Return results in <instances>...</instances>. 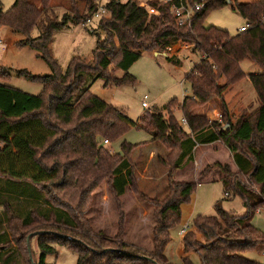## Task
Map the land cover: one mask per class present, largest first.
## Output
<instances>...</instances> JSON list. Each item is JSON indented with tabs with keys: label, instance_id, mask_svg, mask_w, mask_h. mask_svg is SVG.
Segmentation results:
<instances>
[{
	"label": "trees",
	"instance_id": "16d2710c",
	"mask_svg": "<svg viewBox=\"0 0 264 264\" xmlns=\"http://www.w3.org/2000/svg\"><path fill=\"white\" fill-rule=\"evenodd\" d=\"M79 1L69 0V13L61 22L57 21L50 0H39L37 5L30 0H15L7 12L0 11L1 25L28 38L15 45L37 51L51 71L45 76L16 72L41 84L42 91L35 96L0 83V181L29 186L49 210L47 214L32 210L22 218L9 203L2 206L9 241L0 237V264H16L12 251L15 248L24 264H32L34 256L31 248L28 252L27 241L30 247L34 238L39 254L34 264H46V256L55 254L52 244L75 252L76 264H172L164 255L171 241L170 231L179 226L180 207L189 203L196 186L174 183L172 179L185 161H192L196 146L218 141L228 149L237 172L232 174L227 165L214 166L222 175L225 194L239 196L245 214L225 212L216 203L215 216L193 218L191 227L202 241L193 234L182 238V264H192L189 253L196 254L200 264H258L247 260L244 254L264 246V234L251 224L259 208H264V27L260 24L264 0H182L189 5L204 3L203 9L183 26L177 25L168 5L108 0L104 6L107 17L97 23L103 37L92 32L97 38L92 61L73 57L61 70L48 50L54 34L83 24L98 11V0H83V9L79 8ZM227 5L243 18L245 32L230 36L226 31L204 27L209 12ZM34 28L39 34L29 39ZM179 41L193 44L194 53L201 58L185 76L191 97L172 99L162 109L145 112L138 122H133L125 112L93 95L91 84L86 85V76L91 75L103 82V88L134 83L128 72L143 53L164 52ZM244 60L263 71L248 76L259 107L230 124L224 94L246 78L240 68ZM114 61L116 70L123 74L120 78L110 76ZM8 78L0 68V80ZM213 99L220 102L221 117L229 124L227 133L225 127L209 123L205 116L194 112ZM175 111L186 121V131L177 122ZM131 128L147 132L151 142L160 144L167 153L162 164L169 168L166 177L173 197L165 199L158 211L150 252L123 243L122 221L111 238L101 232L93 233L86 219L93 193L101 182H106L116 199L127 187L133 188L130 156L140 145L123 143L122 154L111 153L103 145V141L110 144L122 138ZM50 158L67 161L60 165L55 160L48 167L45 160ZM31 228L34 231L25 234ZM22 252L28 259L23 258Z\"/></svg>",
	"mask_w": 264,
	"mask_h": 264
},
{
	"label": "rangeland",
	"instance_id": "374dc122",
	"mask_svg": "<svg viewBox=\"0 0 264 264\" xmlns=\"http://www.w3.org/2000/svg\"><path fill=\"white\" fill-rule=\"evenodd\" d=\"M107 1L98 0V12L104 8ZM119 1L121 3L127 2V0ZM134 1L137 4L151 1L161 6L164 5L157 0ZM236 1L238 3H255L263 0ZM14 2L15 0H0V11L2 13L7 12ZM30 2L36 5L39 4V0H30ZM50 4L55 7L54 13L57 21L61 22L63 16L69 13L67 12L70 7L69 0H50ZM78 6L81 9L84 8L83 0L78 2ZM104 17H107V15L105 14ZM98 21V19H92L91 24L86 28H83L81 25L70 26V28L54 34L48 50L50 56L57 62L61 70H65L73 57H78L85 60V62L92 61V51L97 42V38L92 32L95 31L98 36L103 37L102 32L97 30ZM203 23L206 28H217L226 31L230 36L238 34L239 28L246 25L238 12L232 10L229 5L209 12ZM38 34V29L34 28L29 35V39H35ZM27 39L22 34L13 33L10 29L0 24V40L4 44V48L0 52V68L4 69L9 76L6 81L0 80V83L35 96L41 93V84L18 76L16 72L27 71L33 76H45L49 75L51 71L37 51L29 47L19 48L15 45L17 42L26 41ZM193 50V44L179 41L167 47L164 52H159L158 50L145 52L132 65L128 72L134 78V83L125 84L120 87L111 86L109 88H103V82L94 80V76L91 75L86 76V85L91 84L90 92L93 95L113 106L115 109L125 112L127 117L133 122H138L145 112H150L154 108L162 109L172 99L182 101L185 97H191L190 86L185 81V76L190 73L194 65L201 59L200 55L198 56ZM155 53L161 56H155ZM116 61L109 68L110 76L120 78L123 74L116 70ZM240 68L246 75V78L230 86L224 94L230 124H233L238 117L249 115L259 107L248 76L262 73L263 71L259 66L249 60L241 62ZM220 83H224V81L221 80ZM145 96L147 97L146 100L143 99ZM142 102L146 103V108L141 107ZM194 112L205 116L209 123H215L218 127L228 128L229 124L221 117L220 102L217 99H213L207 104L196 108ZM174 115L179 125H181V119H183L181 114L175 111ZM181 127L186 131L187 123L186 127L182 125ZM150 141L151 136L147 132L131 128L122 138L108 144L109 146L103 143L114 154H122L121 146L123 143L140 145L130 156L134 185L132 189L127 187L123 195L116 199L106 182H101L93 193V200L86 216L93 233L97 234L101 232L111 238L116 235L118 224L122 221L123 236L121 239L123 243L147 252L153 249L152 231L156 224L158 211L165 204V199L169 200L173 197L172 189L169 188L170 183L166 177L169 168L162 164L165 156L164 158H159L161 156H158L153 160L154 162L152 164L145 165L144 152L148 153V150L141 146L146 145ZM156 144L163 154L166 153V150L160 144ZM209 147L215 153L206 147H199L200 149L196 153L195 163L193 159L187 162L189 164L185 166V170L182 169L185 173L183 175L179 174L175 179L176 181L173 177L172 181L174 183H193L195 172H198L205 163L215 161L216 164L229 166L232 174L237 172L236 167L232 164L230 153L222 141L215 142ZM55 160L60 165L67 161L63 158H57ZM55 160L52 158L47 159L45 160V164L50 167ZM229 162H231L232 166L229 165ZM214 165L215 163L206 165L199 171L198 177L200 181L201 174H204L203 180L210 170H218ZM192 166H194V170H192ZM182 170H178L177 173H180ZM163 174H165L164 177H162ZM220 174L218 172L219 177ZM151 175L157 179V182H154L156 184L152 187L146 185L148 182L145 183L147 181L146 177H150ZM216 179H213L212 182L195 186L194 192L197 193V203L193 218L196 216H215L216 211L214 206L216 203H219L225 212H232L236 216H243L245 214V208L242 205L240 197L232 196L231 193H228L229 197H226L221 182L218 178ZM7 183L0 181V237L2 240L9 241V234H7L5 228L6 217L2 210L4 204L9 203L15 213L22 218L27 217L32 210H40L46 214L49 210L44 204L42 197L35 194V191L29 186L24 184L11 185V183ZM153 200H157V202H153ZM259 210L261 212L255 213L251 224L256 230L264 234V208L260 207ZM191 221L188 224L189 231L186 235L193 234L196 240L202 241L196 229L191 227ZM41 223L42 221H39V224ZM181 228L177 226L170 231V238L173 243H177L181 239L182 236L179 235ZM32 231H34L32 228L26 230L25 234L32 233ZM35 231L38 230L35 229ZM36 241L37 238H34L30 244L34 256L33 263H36L39 256ZM52 247L55 250V254L46 256V264H76L77 255L75 252L56 244H52ZM175 247L173 245L174 249ZM12 251L14 252L13 259L15 263L24 264L17 249L15 248ZM244 257L249 261L264 264V246L245 252ZM23 258L28 259L26 253H23ZM194 259L193 264H200L196 256H194ZM179 263L182 262L179 261Z\"/></svg>",
	"mask_w": 264,
	"mask_h": 264
},
{
	"label": "crops",
	"instance_id": "0c3cea01",
	"mask_svg": "<svg viewBox=\"0 0 264 264\" xmlns=\"http://www.w3.org/2000/svg\"><path fill=\"white\" fill-rule=\"evenodd\" d=\"M155 56H161V55H159L158 53H155L154 54ZM214 143H212V144H208V145H200V146H198V147H196L195 149H194V151H193V155H192V157H193V160H194V163H195V160H196V153H197V151L200 149V148H202V147H206V148H208L211 152H213V153H215L214 151H212L211 149H210V147L209 146H211V145H213ZM109 146V145H108ZM141 147H145L147 150H148V153L146 152H144V161H145V165L147 166L148 164L150 165V164H152V162H154L153 160L156 158V157H158V156H161V157H159V158H164V156H166V153H162L161 151H160V149L157 147V144L156 143H154V142H149V143H147L146 145H143V146H141ZM200 147V148H199ZM146 151V150H145ZM230 158H231V155H230ZM231 160H232V158H231ZM193 163V162H192ZM213 163H215L216 164V161L215 162H211V163H205V165H203V167H205L206 165H212ZM187 164H189V163H187L186 161L184 162V164H183V166L179 169V170H185V166H187ZM191 164V163H190ZM232 164H233V166H235L234 165V163H233V160H232ZM229 165L230 166H232L231 165V162H229ZM203 167L200 169V170H202L203 169ZM192 170H194V166H192ZM181 171L180 173H175V175H174V180L176 179V177L179 175V174H184L185 172L184 171ZM199 170V171H200ZM199 171L198 172H195V171H193V172H195V175H194V177H193V183H196V185H203L204 183H206V182H212L213 181V179H216V178H218L219 179V181H220V179H221V177H222V175L220 174V177H219V175H218V172H219V170H216V169H212V170H210L209 171V173H208V175L202 180V178H203V175L204 174H201V181L199 180V177H198V173H199ZM216 173H217V175H216ZM166 174V173H165ZM165 174H163V176L162 177H164L165 176ZM192 176V175H191ZM145 177V176H144ZM207 179V180H206ZM146 182L145 183H147L148 182V184H146L147 186H153L154 184H156V183H154V182H157L156 180V178L155 177H152V175L150 176V177H146ZM153 180V181H152ZM217 180V179H216ZM176 181V180H175ZM178 182V181H177ZM196 203H197V193L196 192H194L192 195H191V198H190V201H189V203L188 204H183V205H181V207H180V210H181V221H180V224H179V227H182L183 225H188L189 224V222L193 219V215H194V213H195V209H196ZM259 212H261L260 210H259ZM182 238L183 237H181V239L176 243V242H174L173 243V241H172V239H171V241H170V243L167 245V247H166V249H165V252H164V255H165V257H166V259L170 262V263H172V264H182V263H179V261L180 262H182V258L184 257V251H183V244H182ZM173 245H175L176 247H175V249L173 248ZM189 259H190V261L192 262V264H193V262L195 261V259H194V256H196V258L198 259V256L196 255V254H194V253H189ZM199 260V259H198Z\"/></svg>",
	"mask_w": 264,
	"mask_h": 264
},
{
	"label": "built area",
	"instance_id": "2783aa9c",
	"mask_svg": "<svg viewBox=\"0 0 264 264\" xmlns=\"http://www.w3.org/2000/svg\"><path fill=\"white\" fill-rule=\"evenodd\" d=\"M157 1H160L163 4L169 6V12L172 15V17L174 18L177 25H179V26H183V25L190 23V21L192 20L194 15L197 12H199L200 10H202L204 7V3L202 1H200L199 3H195L193 5H189L188 3L183 2L182 0H157ZM105 14H106V11L104 8H102V9H100L99 12L98 11L95 12L92 15V17L87 19L83 24H81V26L83 28H86L88 25L91 24L92 19H98L99 20ZM260 24L262 27H264V15L261 17ZM246 30H247V26L245 25V26L239 28V33L245 32ZM3 48H4V44L0 40V52L2 51ZM143 99L146 100L147 97L145 96ZM141 107L146 108L147 107L146 103L142 102ZM181 122H182L181 125L186 127V121L184 119H181ZM103 143L105 145L109 144L107 141H103ZM225 196L229 197L228 194H225ZM257 213H259V210L257 211ZM188 231H189L188 225H183L179 231V235L184 237Z\"/></svg>",
	"mask_w": 264,
	"mask_h": 264
},
{
	"label": "water",
	"instance_id": "95a60500",
	"mask_svg": "<svg viewBox=\"0 0 264 264\" xmlns=\"http://www.w3.org/2000/svg\"><path fill=\"white\" fill-rule=\"evenodd\" d=\"M228 132V128H225L224 129V133H227ZM40 234V233H39ZM27 247H28V252L30 251V247H29V243H28V241H27ZM30 259V261H31V263H32V259H31V257L29 258ZM32 264H34V263H32Z\"/></svg>",
	"mask_w": 264,
	"mask_h": 264
}]
</instances>
